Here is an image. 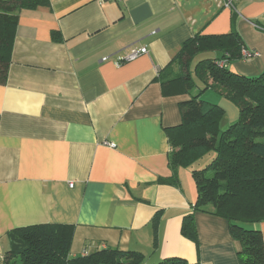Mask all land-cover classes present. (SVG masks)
Masks as SVG:
<instances>
[{
    "label": "crops",
    "instance_id": "1",
    "mask_svg": "<svg viewBox=\"0 0 264 264\" xmlns=\"http://www.w3.org/2000/svg\"><path fill=\"white\" fill-rule=\"evenodd\" d=\"M49 1L20 13L0 84V261L16 229L59 224L74 228L71 257L117 249L145 264H241L224 219L197 213L198 243L182 236L194 180L180 168L178 186L162 181L172 175L165 129L181 123L190 96L165 95L159 79L189 39L232 31L258 57L229 68L260 75L264 0ZM131 47L148 53L122 61ZM212 94L223 130L239 111ZM250 228L264 236V222Z\"/></svg>",
    "mask_w": 264,
    "mask_h": 264
},
{
    "label": "trees",
    "instance_id": "2",
    "mask_svg": "<svg viewBox=\"0 0 264 264\" xmlns=\"http://www.w3.org/2000/svg\"><path fill=\"white\" fill-rule=\"evenodd\" d=\"M49 7V0H0V84L7 79L20 13ZM54 39L58 40L56 33ZM245 50L235 31L217 36L197 34L162 72L159 80L165 95L190 96L179 105L181 123L165 129L172 175L162 182L178 186L180 168H192L214 153L205 168L192 170L197 201L183 219L182 236L198 243L197 213L224 219L231 237L241 244V264H264L262 232L245 228L264 222V71L247 77L229 68L244 59ZM206 54L215 57L199 58ZM209 91L239 111L238 120L225 130L220 128L224 109L203 98ZM73 236V227L59 224L16 229L10 236L12 247L0 264H145L142 254L117 249L71 257ZM157 264L191 263L173 258Z\"/></svg>",
    "mask_w": 264,
    "mask_h": 264
},
{
    "label": "built area",
    "instance_id": "3",
    "mask_svg": "<svg viewBox=\"0 0 264 264\" xmlns=\"http://www.w3.org/2000/svg\"><path fill=\"white\" fill-rule=\"evenodd\" d=\"M102 1H117V0H102ZM232 1L233 0H226L225 6L226 7H232ZM147 53H148L147 48L138 49V48L131 47L130 50H129V54L124 59H122V61H125V62L134 61L137 58H139L140 56L146 55ZM243 56H244L245 60H250V59L258 57V53L254 52V51L245 50L243 52ZM107 59L108 58H105L103 60L107 61ZM109 146L110 147H115V145H113V144H110Z\"/></svg>",
    "mask_w": 264,
    "mask_h": 264
},
{
    "label": "rangeland",
    "instance_id": "4",
    "mask_svg": "<svg viewBox=\"0 0 264 264\" xmlns=\"http://www.w3.org/2000/svg\"><path fill=\"white\" fill-rule=\"evenodd\" d=\"M205 1L213 3V0H205ZM211 57H213V54H206V55H203L199 58H211ZM212 95L213 94L210 93V95L208 94L207 96H203V98L209 100V98L212 97ZM225 129H227V128L225 127L223 130H225ZM213 158H214V153H210V154L206 155L202 160L197 162L196 165H194L192 168H185V169L187 171H189L190 176L192 177V170H201V169L205 168L213 160ZM250 227L251 226H246L245 228L250 229Z\"/></svg>",
    "mask_w": 264,
    "mask_h": 264
}]
</instances>
